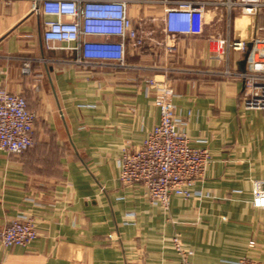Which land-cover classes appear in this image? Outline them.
I'll return each mask as SVG.
<instances>
[{
    "label": "crops",
    "instance_id": "crops-1",
    "mask_svg": "<svg viewBox=\"0 0 264 264\" xmlns=\"http://www.w3.org/2000/svg\"><path fill=\"white\" fill-rule=\"evenodd\" d=\"M176 1L128 0L142 46L127 42L125 67H86L77 51L46 48L47 17L34 0H0V88L37 114L33 147L0 151V228L28 213L39 234L28 247L0 243V264H180L176 234L192 264L245 256L264 264V209L252 204L255 185L264 189V113L239 103L241 82L222 74L248 68L249 51L214 49L222 39L249 47L264 39V9L249 15L228 0H190L207 3L203 33L172 36L164 18ZM25 58L36 60L30 75ZM151 77L170 80L191 144L206 141L212 157L196 184L203 196H173L168 210L151 204L143 185L119 179L123 151L160 121L145 93Z\"/></svg>",
    "mask_w": 264,
    "mask_h": 264
},
{
    "label": "built area",
    "instance_id": "built-area-1",
    "mask_svg": "<svg viewBox=\"0 0 264 264\" xmlns=\"http://www.w3.org/2000/svg\"><path fill=\"white\" fill-rule=\"evenodd\" d=\"M34 11L46 16L43 38L48 50L77 51L76 63L86 67H103L116 63L126 66V44H143L128 14V0H40ZM206 2L176 1L166 9V32L176 35L203 33ZM228 8L240 7L245 14L264 9V0H228ZM249 51L250 66L222 74L243 83L241 103L245 108L264 113V39H255L251 47L245 41L222 39L215 44L217 52L224 48ZM250 48V50H249ZM36 60L25 58L22 73L30 75ZM38 62L49 64L50 59ZM145 93L153 97L159 109L160 121L144 142L135 150H124L119 160L121 183L125 186L143 185L145 197L153 205L168 210L173 196L183 199L202 197L197 182L203 180L212 157L206 141L194 147L185 130V120L179 117L173 101L176 96L168 78H146ZM37 114L29 108L27 99L0 88V151L21 155L34 145L33 132ZM254 207L264 209V189H253ZM39 234L32 215L22 213L6 227L0 228V243L7 248L28 247ZM180 264H192L181 236L172 238ZM254 241L250 246H254ZM232 264H263L245 256Z\"/></svg>",
    "mask_w": 264,
    "mask_h": 264
},
{
    "label": "water",
    "instance_id": "water-1",
    "mask_svg": "<svg viewBox=\"0 0 264 264\" xmlns=\"http://www.w3.org/2000/svg\"><path fill=\"white\" fill-rule=\"evenodd\" d=\"M39 6H40V0H36V2H35V8L38 9ZM242 91H243V83H241L240 88H239V95H238V101H239V103L241 101Z\"/></svg>",
    "mask_w": 264,
    "mask_h": 264
}]
</instances>
